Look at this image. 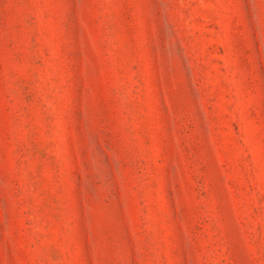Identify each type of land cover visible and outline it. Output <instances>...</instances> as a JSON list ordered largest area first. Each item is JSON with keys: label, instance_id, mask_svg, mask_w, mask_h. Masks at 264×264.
Instances as JSON below:
<instances>
[{"label": "rangeland", "instance_id": "374dc122", "mask_svg": "<svg viewBox=\"0 0 264 264\" xmlns=\"http://www.w3.org/2000/svg\"><path fill=\"white\" fill-rule=\"evenodd\" d=\"M0 264H264V0H0Z\"/></svg>", "mask_w": 264, "mask_h": 264}]
</instances>
